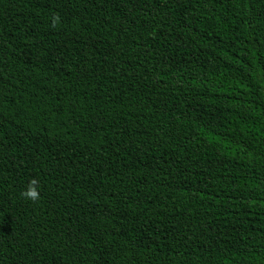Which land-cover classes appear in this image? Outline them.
<instances>
[{
	"label": "trees",
	"instance_id": "16d2710c",
	"mask_svg": "<svg viewBox=\"0 0 264 264\" xmlns=\"http://www.w3.org/2000/svg\"><path fill=\"white\" fill-rule=\"evenodd\" d=\"M0 264H264V0H0Z\"/></svg>",
	"mask_w": 264,
	"mask_h": 264
},
{
	"label": "clouds",
	"instance_id": "9594fccd",
	"mask_svg": "<svg viewBox=\"0 0 264 264\" xmlns=\"http://www.w3.org/2000/svg\"><path fill=\"white\" fill-rule=\"evenodd\" d=\"M22 196L29 200H36L38 199L39 193L35 187V181H31L26 189L21 193Z\"/></svg>",
	"mask_w": 264,
	"mask_h": 264
}]
</instances>
